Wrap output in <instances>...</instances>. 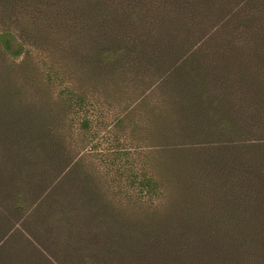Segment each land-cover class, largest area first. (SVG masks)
<instances>
[{"label": "rangeland", "instance_id": "obj_1", "mask_svg": "<svg viewBox=\"0 0 264 264\" xmlns=\"http://www.w3.org/2000/svg\"><path fill=\"white\" fill-rule=\"evenodd\" d=\"M3 31L23 51L13 57L0 46V164L17 154V140L29 152L35 128L38 148L60 166L35 192L11 184L24 208L12 210L16 193L4 198L0 188L2 256L15 264H188L172 246L188 185L165 169L161 146L164 120L175 118L167 64L188 57L209 65L211 90L239 112L241 135L264 154V98L256 100L249 78L264 73V0H0ZM224 164L204 168L212 208L237 189ZM148 177L150 194L141 185ZM189 252L211 264L207 252Z\"/></svg>", "mask_w": 264, "mask_h": 264}, {"label": "trees", "instance_id": "obj_2", "mask_svg": "<svg viewBox=\"0 0 264 264\" xmlns=\"http://www.w3.org/2000/svg\"><path fill=\"white\" fill-rule=\"evenodd\" d=\"M0 46L13 57L23 51L22 44L9 31L0 32ZM102 56L107 59L109 54ZM237 64L241 65V61ZM167 65L173 70L167 82L173 92L172 111L176 119L173 122L164 120L161 127L163 164L174 176L186 178L188 185L176 207L178 242L172 246L179 249L178 256L183 257L179 261L204 264L203 259L196 260L189 252L193 248L198 250L197 254L207 252L211 264H264V154L254 141L245 140L241 135L240 128L244 124L239 112L225 97L211 90V79L205 75L209 65L188 57ZM249 78L257 81L253 86L255 90L260 89L256 95V100L260 101L264 98V73L255 72ZM75 103L82 106L83 99L78 97ZM80 127H88L87 118L81 120ZM30 130L28 137L33 143L29 152V142L17 140V154L4 155L1 159L2 196L7 198L15 192L19 201L11 204L12 210L24 208L25 203H21L20 190L19 193L18 189L12 190L11 184L19 189L24 184L35 192L48 183L60 166V160L55 161L45 155L41 146L38 148L39 133L35 128ZM203 136L215 137V146L209 141L212 147H205L201 143ZM212 148L222 151L223 160L217 152L210 153ZM223 162L235 172L237 189L234 194L224 193L218 197L219 207L212 208L203 195L208 189L204 168L217 167ZM202 178L204 184L196 185L195 180ZM141 185L148 194L156 189L150 177L143 179ZM185 249L188 252L183 253ZM93 260L87 264H97ZM0 264L15 263L0 253Z\"/></svg>", "mask_w": 264, "mask_h": 264}]
</instances>
